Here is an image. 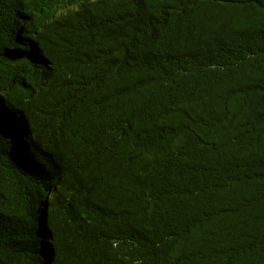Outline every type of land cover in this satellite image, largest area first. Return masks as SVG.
<instances>
[{
  "label": "trees",
  "instance_id": "16d2710c",
  "mask_svg": "<svg viewBox=\"0 0 264 264\" xmlns=\"http://www.w3.org/2000/svg\"><path fill=\"white\" fill-rule=\"evenodd\" d=\"M0 0V264H264V0Z\"/></svg>",
  "mask_w": 264,
  "mask_h": 264
},
{
  "label": "rangeland",
  "instance_id": "374dc122",
  "mask_svg": "<svg viewBox=\"0 0 264 264\" xmlns=\"http://www.w3.org/2000/svg\"><path fill=\"white\" fill-rule=\"evenodd\" d=\"M78 2H79V0H72L71 1V3H69L68 5H66V7L65 8H59V9H53L51 12H52V14H58L60 11H62V9H66V8H70V9H74V8H76L77 7V5H78Z\"/></svg>",
  "mask_w": 264,
  "mask_h": 264
}]
</instances>
